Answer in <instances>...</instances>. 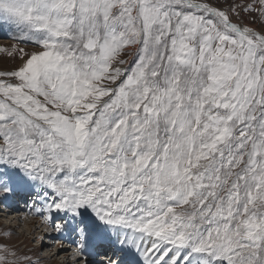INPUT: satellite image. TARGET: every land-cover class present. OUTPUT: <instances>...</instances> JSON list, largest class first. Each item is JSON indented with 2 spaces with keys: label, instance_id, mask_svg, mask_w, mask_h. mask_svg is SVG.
I'll use <instances>...</instances> for the list:
<instances>
[{
  "label": "snow or ice",
  "instance_id": "1",
  "mask_svg": "<svg viewBox=\"0 0 264 264\" xmlns=\"http://www.w3.org/2000/svg\"><path fill=\"white\" fill-rule=\"evenodd\" d=\"M234 11L0 0L38 49L0 73V192L115 236L119 264H264V30Z\"/></svg>",
  "mask_w": 264,
  "mask_h": 264
},
{
  "label": "rangeland",
  "instance_id": "2",
  "mask_svg": "<svg viewBox=\"0 0 264 264\" xmlns=\"http://www.w3.org/2000/svg\"><path fill=\"white\" fill-rule=\"evenodd\" d=\"M213 2L219 4L225 9L229 8L230 6H234L235 11L232 15V19L234 22L242 23V21H244L249 27L253 28L254 30H264V16H262L259 11L240 10V7L242 5L250 3L255 4V0H213ZM236 12H239V14L237 15ZM19 49H24L25 52L28 53L38 50L36 45L30 42L28 37L21 33L19 28L14 23L0 20V73L14 71L21 65V53L19 52ZM122 58L129 62L135 60V49H126L125 52L122 53ZM130 66L131 64L129 63L122 67ZM0 79L9 78L6 76H2L0 77ZM8 194L10 193L0 192V198ZM5 208H0V244L8 245L9 249L16 253V257L19 258L18 264H60L63 260L66 259V257H64V252L70 251L68 247L64 246L60 248L59 246L61 245L55 243L53 240L54 238L52 240H49V236L46 238L47 240L42 242L41 238L44 237V235L38 237L39 232L37 233V231L39 230V228H37V230L32 234L27 232V229L24 227L23 222L13 219L14 215H11V213L13 211H17V209L12 210V208H10L9 206H5ZM36 222L37 224L40 223L41 226L45 229L49 227V225L45 223L47 222L46 217H43L41 220H38ZM22 229L27 232L26 235L20 233ZM104 236L105 237L101 240V244L107 245L109 243L108 237L110 235L108 234ZM77 237L78 239L80 238L79 235ZM81 239L85 241L87 237L81 236ZM35 248H40V250L34 251ZM112 251L113 248L111 250L108 249L107 255ZM102 253L106 255L104 250L102 251ZM45 254L47 256H45ZM73 256L75 255H72L71 257ZM77 258L78 261L76 260L73 263L68 264H102L101 259H98L96 262L90 261L88 263L85 262L81 257ZM9 259H14V257L10 256ZM118 261H121V258H117L116 264L118 263Z\"/></svg>",
  "mask_w": 264,
  "mask_h": 264
},
{
  "label": "bare ground",
  "instance_id": "3",
  "mask_svg": "<svg viewBox=\"0 0 264 264\" xmlns=\"http://www.w3.org/2000/svg\"><path fill=\"white\" fill-rule=\"evenodd\" d=\"M240 24L244 26H248L244 21H242V23ZM18 191H21V190H18ZM29 196H34V193L29 191L28 197ZM4 205L9 206L10 208H12V210L17 209V211H13L11 215H14L13 219L23 222V225L27 229V232L32 234L37 230V228H39L40 231L39 230L37 231V233L39 232L38 237L44 235V237L41 238L42 242H44L46 238L49 236L50 238L49 240H52L54 238L53 239L54 242L61 245L59 246L60 248L64 246L69 248V250L72 253L70 251L64 252L65 253L64 257H66V259L63 260L62 263L60 264L73 263L76 260L78 261L77 257L83 258V260L88 263L90 261L96 262L98 259L99 260L101 259L102 264H107V260L109 258L113 261V264H116L118 257L121 258V260L124 258V252L120 250V246L116 242V237L111 234H109L110 236L108 237L109 243L107 245L105 244L106 248L104 249L105 245L101 244L102 238L105 237L104 235L103 236H88L86 233L81 231V229L83 228V225L76 226L72 221L68 220L65 217H63L65 221L62 219V222H60V224L57 223V221L61 218L60 216H63V214L57 215L56 213L53 212L51 214L53 218L49 219L48 218L49 212L46 209L41 211V206L38 204H35L34 208H31L30 210L23 209V208L18 209L12 204L7 205L5 203ZM43 217H46L47 222L45 223L49 225V227L46 229L43 228L40 223L37 224L36 222L38 220H41ZM58 227H59L60 232L57 231ZM27 232L24 229H22L20 233L26 235ZM63 234H66V236ZM60 235H63V236L59 237ZM78 235L80 237L79 239L77 237ZM81 236H86L87 239L83 241L81 239ZM60 239H65V240L63 242H60ZM77 242H79V244H77ZM112 248H113V251L107 255V250L108 249L111 250ZM39 250L40 248L34 249V251H39ZM103 250L106 253V255L102 253ZM72 255H75L76 257L75 256L71 257ZM45 256L47 255L45 254ZM119 262L120 261H118L117 264H119Z\"/></svg>",
  "mask_w": 264,
  "mask_h": 264
}]
</instances>
